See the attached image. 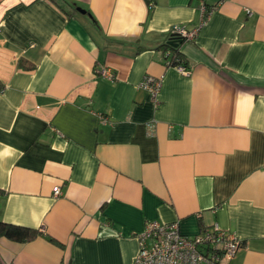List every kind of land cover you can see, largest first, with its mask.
I'll list each match as a JSON object with an SVG mask.
<instances>
[{"label": "crops", "instance_id": "0c3cea01", "mask_svg": "<svg viewBox=\"0 0 264 264\" xmlns=\"http://www.w3.org/2000/svg\"><path fill=\"white\" fill-rule=\"evenodd\" d=\"M205 3L0 0V220L40 232L0 237V264H133L152 221L264 264V0Z\"/></svg>", "mask_w": 264, "mask_h": 264}, {"label": "built area", "instance_id": "2783aa9c", "mask_svg": "<svg viewBox=\"0 0 264 264\" xmlns=\"http://www.w3.org/2000/svg\"><path fill=\"white\" fill-rule=\"evenodd\" d=\"M201 12L207 17L211 10L206 7V0H198ZM185 39L191 40L196 32L187 31L182 27L172 28ZM182 75H190L191 69L180 63L176 66ZM103 78L113 80L114 76L108 68L97 71ZM140 86L156 101L162 86L161 77L145 75ZM53 193L59 195V187H53ZM139 251L133 264H212L215 261L230 259L240 248L239 240L231 234H226L216 224L211 230L188 237L180 233L177 225L158 221L147 223L145 230L138 236ZM151 241L147 247L146 240Z\"/></svg>", "mask_w": 264, "mask_h": 264}, {"label": "trees", "instance_id": "16d2710c", "mask_svg": "<svg viewBox=\"0 0 264 264\" xmlns=\"http://www.w3.org/2000/svg\"><path fill=\"white\" fill-rule=\"evenodd\" d=\"M185 41H187L185 37H182L173 30L170 31L168 41L161 46L165 53V59L168 66L176 67L183 62L184 65L187 66L179 49L180 45ZM39 233L38 229L14 225L0 220V237H6L17 242H27L34 239ZM49 240L54 241L52 238H49ZM239 245L242 247L243 243L240 241ZM219 262L215 261L212 264H218Z\"/></svg>", "mask_w": 264, "mask_h": 264}, {"label": "water", "instance_id": "95a60500", "mask_svg": "<svg viewBox=\"0 0 264 264\" xmlns=\"http://www.w3.org/2000/svg\"><path fill=\"white\" fill-rule=\"evenodd\" d=\"M78 11H81L82 13H84V12H85L84 10H82V9H80V8H78Z\"/></svg>", "mask_w": 264, "mask_h": 264}]
</instances>
